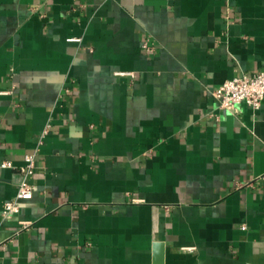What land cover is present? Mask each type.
Wrapping results in <instances>:
<instances>
[{
  "label": "crops",
  "instance_id": "1",
  "mask_svg": "<svg viewBox=\"0 0 264 264\" xmlns=\"http://www.w3.org/2000/svg\"><path fill=\"white\" fill-rule=\"evenodd\" d=\"M262 69L264 0H0V264H264Z\"/></svg>",
  "mask_w": 264,
  "mask_h": 264
},
{
  "label": "built area",
  "instance_id": "2",
  "mask_svg": "<svg viewBox=\"0 0 264 264\" xmlns=\"http://www.w3.org/2000/svg\"><path fill=\"white\" fill-rule=\"evenodd\" d=\"M142 46L149 49L146 43ZM212 93L221 108L235 111L242 103L257 108L264 99V69L228 78ZM34 157V153L24 155L25 164L20 167L22 178L18 183L16 195L13 199L5 201L3 205L2 217L5 219L16 214L22 202L30 199L33 195L34 186L27 181V176L33 172ZM7 167H11L9 160L0 161V170ZM18 222L19 230L17 231L27 229L32 224L31 220H19Z\"/></svg>",
  "mask_w": 264,
  "mask_h": 264
}]
</instances>
